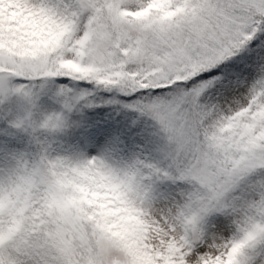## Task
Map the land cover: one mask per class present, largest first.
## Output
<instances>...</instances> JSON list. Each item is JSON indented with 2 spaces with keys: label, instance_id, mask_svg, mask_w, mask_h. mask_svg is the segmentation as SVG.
I'll use <instances>...</instances> for the list:
<instances>
[{
  "label": "snow or ice",
  "instance_id": "1",
  "mask_svg": "<svg viewBox=\"0 0 264 264\" xmlns=\"http://www.w3.org/2000/svg\"><path fill=\"white\" fill-rule=\"evenodd\" d=\"M0 264H264V0H0Z\"/></svg>",
  "mask_w": 264,
  "mask_h": 264
},
{
  "label": "rangeland",
  "instance_id": "2",
  "mask_svg": "<svg viewBox=\"0 0 264 264\" xmlns=\"http://www.w3.org/2000/svg\"><path fill=\"white\" fill-rule=\"evenodd\" d=\"M101 105H102V107H101L102 108V111L101 112H105V113L111 114V112H110V106H105L103 99H102V104Z\"/></svg>",
  "mask_w": 264,
  "mask_h": 264
},
{
  "label": "trees",
  "instance_id": "3",
  "mask_svg": "<svg viewBox=\"0 0 264 264\" xmlns=\"http://www.w3.org/2000/svg\"><path fill=\"white\" fill-rule=\"evenodd\" d=\"M100 99H103V98H99V99H97V100H100ZM98 101H94V103H97ZM88 111H90V110H88Z\"/></svg>",
  "mask_w": 264,
  "mask_h": 264
}]
</instances>
